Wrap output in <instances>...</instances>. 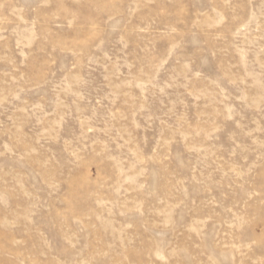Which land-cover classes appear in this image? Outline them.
<instances>
[{
	"label": "rangeland",
	"instance_id": "obj_1",
	"mask_svg": "<svg viewBox=\"0 0 264 264\" xmlns=\"http://www.w3.org/2000/svg\"><path fill=\"white\" fill-rule=\"evenodd\" d=\"M0 264H264V0H0Z\"/></svg>",
	"mask_w": 264,
	"mask_h": 264
}]
</instances>
